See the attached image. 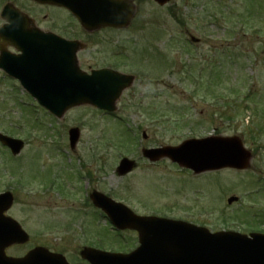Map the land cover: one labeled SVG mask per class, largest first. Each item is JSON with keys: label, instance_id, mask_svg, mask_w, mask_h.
<instances>
[{"label": "rangeland", "instance_id": "374dc122", "mask_svg": "<svg viewBox=\"0 0 264 264\" xmlns=\"http://www.w3.org/2000/svg\"><path fill=\"white\" fill-rule=\"evenodd\" d=\"M6 1L29 11L39 26L87 42L78 54L84 69L112 66L135 75L112 115L81 105L57 119L0 70V132L25 143L16 156L0 145V192H12L8 214L29 235L26 244L9 248V254L42 245L75 264L83 246L133 248L135 231H121L123 239L116 236L88 200L86 193L92 189L137 214L183 219L210 231H264V195L251 193H264V111H253L252 102L255 94L264 99V27L251 25L261 24V18L245 21L241 28L242 10L231 15L225 8L217 23L199 13L203 0H171L164 6L134 0L137 9L127 29L106 28L90 35L77 27L72 34L74 20L66 11L26 0H0V8ZM206 1L211 6L217 0ZM238 3L233 0V8ZM191 36L199 42L191 44ZM229 56L234 59L228 64ZM136 58L145 61L132 64ZM215 60L225 62L216 90L224 96L220 99L200 88L207 77L202 72L211 71ZM74 126L80 136L70 149L67 131ZM208 134L239 136L252 154L249 168L195 175L165 158L149 162L140 153L144 147L175 145ZM123 156L137 164L119 176L115 167ZM59 173L68 178L57 177ZM232 195L237 201L229 204Z\"/></svg>", "mask_w": 264, "mask_h": 264}, {"label": "water", "instance_id": "95a60500", "mask_svg": "<svg viewBox=\"0 0 264 264\" xmlns=\"http://www.w3.org/2000/svg\"><path fill=\"white\" fill-rule=\"evenodd\" d=\"M37 1L66 7L87 31L104 25L126 27L135 12L132 0ZM155 1L164 4L168 0ZM6 19L9 22L0 28V40L4 44L13 45L20 53L12 55L0 46V68L9 76L17 78L40 104L56 116L60 117L67 108L80 103L113 109L121 91L131 84L133 76L109 69L92 72L90 75L81 72L75 59V52L82 47L78 41L63 40L51 33H37L33 27L28 26L30 20L22 14H13ZM77 136V129H71V145L75 143ZM0 141L9 146L14 154L22 147L21 141L1 134ZM142 153L151 160L167 156L196 172L223 166L243 168L247 166L249 159V153L234 137L189 139L179 146L143 149ZM133 166V161L124 158L119 164L118 173L124 174ZM93 199L117 227L136 228L140 245L126 255L106 256L102 263L94 262L98 251L83 250L81 253L85 256L87 253L92 264H264L262 235H253V241H247L246 237L242 236L245 238L243 240L230 232L210 234L203 228L179 221L136 216L125 207L103 199L99 194H95ZM11 201L9 193L0 195V215ZM7 236V239L0 242V260L8 259L3 253L6 245L27 239L24 234ZM33 256L34 252L24 259L9 258L16 262L9 264H37L33 261Z\"/></svg>", "mask_w": 264, "mask_h": 264}]
</instances>
